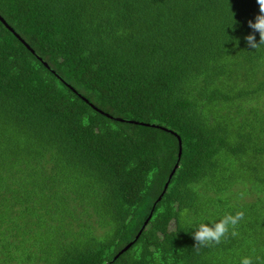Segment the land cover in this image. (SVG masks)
<instances>
[{"label": "trees", "instance_id": "obj_1", "mask_svg": "<svg viewBox=\"0 0 264 264\" xmlns=\"http://www.w3.org/2000/svg\"><path fill=\"white\" fill-rule=\"evenodd\" d=\"M258 14L0 0V264L264 261V46L244 40ZM238 211L237 237L194 248L200 223Z\"/></svg>", "mask_w": 264, "mask_h": 264}, {"label": "clouds", "instance_id": "obj_2", "mask_svg": "<svg viewBox=\"0 0 264 264\" xmlns=\"http://www.w3.org/2000/svg\"><path fill=\"white\" fill-rule=\"evenodd\" d=\"M259 5V14L255 17V20H249L248 26L252 29V33L244 37L246 44L252 49H259L264 46V0H257ZM236 23V21H235ZM259 33V42L256 39V33ZM237 46L239 40H236ZM245 213L238 211L234 215L231 213L225 214L218 221H210L211 223H200L193 233V239L195 240V249L199 250L203 247H215L223 242L229 234L234 238L238 236L236 230L240 222L244 219ZM264 264V261L260 257H256L254 262L253 258L243 257L240 260V264Z\"/></svg>", "mask_w": 264, "mask_h": 264}, {"label": "water", "instance_id": "obj_3", "mask_svg": "<svg viewBox=\"0 0 264 264\" xmlns=\"http://www.w3.org/2000/svg\"><path fill=\"white\" fill-rule=\"evenodd\" d=\"M178 144H179L178 159H179V157H180V153H181L180 140H179V138H178ZM176 167H177V164L175 165V168H176ZM166 187H167V184L165 185V188H166ZM131 244H132V243H130V244H128L126 247H124L123 250L121 251V253L124 252V251H126V250L130 247Z\"/></svg>", "mask_w": 264, "mask_h": 264}]
</instances>
